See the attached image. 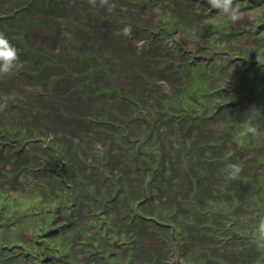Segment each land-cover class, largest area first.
<instances>
[{
  "label": "rangeland",
  "instance_id": "rangeland-1",
  "mask_svg": "<svg viewBox=\"0 0 264 264\" xmlns=\"http://www.w3.org/2000/svg\"><path fill=\"white\" fill-rule=\"evenodd\" d=\"M235 3L0 0V264L53 220L44 264H264V0Z\"/></svg>",
  "mask_w": 264,
  "mask_h": 264
},
{
  "label": "clouds",
  "instance_id": "clouds-1",
  "mask_svg": "<svg viewBox=\"0 0 264 264\" xmlns=\"http://www.w3.org/2000/svg\"><path fill=\"white\" fill-rule=\"evenodd\" d=\"M103 2H106V0H102ZM207 2L211 8L216 9L234 23L244 17V13L240 11L235 0H207ZM21 63L19 50L10 43L3 33H0V75L12 74L14 70L21 66ZM259 112L256 110V113H253L250 119L245 122L246 126L241 133L242 135H251L253 138L264 136V132H260L258 125L253 123L255 114ZM226 172L230 179L235 180L242 172V166L239 163H230L227 165ZM252 243L255 244L258 251L264 253V217L259 220L258 227L253 233Z\"/></svg>",
  "mask_w": 264,
  "mask_h": 264
},
{
  "label": "flooded vegetation",
  "instance_id": "flooded-vegetation-1",
  "mask_svg": "<svg viewBox=\"0 0 264 264\" xmlns=\"http://www.w3.org/2000/svg\"><path fill=\"white\" fill-rule=\"evenodd\" d=\"M57 220H60V222L59 223H61V224H63L64 226L65 225H68V224H65L66 222V220L67 221H69V219H67V218H65V219H57ZM55 223V221L53 220L52 222H50V225L52 224V223ZM63 222V223H62ZM66 227V226H65ZM60 230V228H58L57 230H56V226L55 227H53V225H51V226H49L48 227V229H45V231H44V233H41V234H39L38 236L37 235H34V237H32L31 238V242H32V244L34 245L33 247H31L30 249H28L27 251V253H24V254H26L25 255V261L26 262H30V263H32V264H36V263H38V264H44L45 263V259L46 260H55L56 262L57 261H60L61 260V258H59V257H57L55 254L54 255H51V254H47L46 252H44V246H42L43 244V241L41 240V239H43V238H45L46 236L45 235H43V234H45L46 232H50L51 231V233H53V231H55V233H54V235H56V234H58V231ZM35 239H37V240H35ZM35 241V242H34ZM50 250L52 251L53 250V248H50ZM43 253H44V255H43ZM46 253V254H45ZM111 254V253H110ZM46 256V257H45ZM102 257H104V256H102ZM62 261V260H61ZM65 262H67V261H65ZM62 264V263H61Z\"/></svg>",
  "mask_w": 264,
  "mask_h": 264
},
{
  "label": "trees",
  "instance_id": "trees-1",
  "mask_svg": "<svg viewBox=\"0 0 264 264\" xmlns=\"http://www.w3.org/2000/svg\"><path fill=\"white\" fill-rule=\"evenodd\" d=\"M248 76H250V75H248ZM248 82H249V83H248L247 85H251L252 83H254L253 81L250 82L249 80H248ZM263 98H264V97H263ZM187 100H189V98H188ZM263 101H264V99H263ZM223 109H227V108L223 107ZM169 110H171V109H169ZM169 110H168V111H169ZM169 112H172V111H169ZM177 120H178V119H177ZM177 120H174V121H176V123H177V122H178ZM176 123H175V125H176ZM177 126H178V123H177ZM207 128H209L208 125H207ZM50 226H51V225H50ZM48 227H49V226H48ZM48 227H47L46 229H48ZM41 233H44V232H42V230H40V232L35 233V235L38 236V235L41 234ZM49 233H51V231H50ZM49 233H45V234H43V235H46V236H47ZM229 238H230V236H229ZM46 245L48 246V244H46ZM51 248H52V247H51ZM22 254H24V253H22ZM22 254H21V255H22ZM25 255H26V254H24V260H25ZM21 257H22V256H21ZM24 260H23V261H24ZM16 264H17V262H16ZM25 264H27V263L25 262ZM36 264H38V263H36Z\"/></svg>",
  "mask_w": 264,
  "mask_h": 264
}]
</instances>
